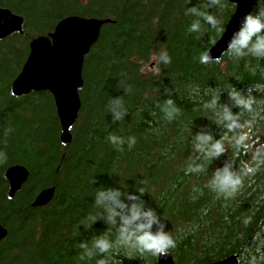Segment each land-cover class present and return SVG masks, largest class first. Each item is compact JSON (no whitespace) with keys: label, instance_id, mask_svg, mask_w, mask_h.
<instances>
[{"label":"trees","instance_id":"obj_1","mask_svg":"<svg viewBox=\"0 0 264 264\" xmlns=\"http://www.w3.org/2000/svg\"><path fill=\"white\" fill-rule=\"evenodd\" d=\"M192 6L214 15L218 27L186 15ZM0 7L24 18L23 32L0 39V223L7 229L0 264H96L101 258L157 264L156 255L115 243L103 257L84 254L81 242L91 247L98 236L113 242L117 236L102 220L92 224L102 211L94 204L100 187L125 193L143 188L145 206L176 242L168 252L178 264H213L233 253L239 264H264V164L252 161L254 149H237L228 140L218 159L193 149L198 131L215 139L233 135L205 107L218 94L220 103L230 104L232 90L252 98L251 111L232 108L246 125L248 143H264V60L226 53L201 63L235 11L231 0L214 8L207 0H0ZM256 8L264 10V0H256ZM70 15L110 21L85 57L81 108L72 140L64 143L50 91L15 96L11 86L31 40L49 35ZM194 20H200L198 32L190 31ZM163 52L170 63L159 60ZM118 96L127 115L113 123L110 101ZM169 99L178 112L166 104ZM110 134L124 143H111ZM129 138L135 139L131 147ZM227 162L237 170L244 162L255 168L231 196L209 184ZM16 164L29 175L10 197L6 171ZM196 165L201 170L191 171ZM50 187L52 199L33 206L39 191Z\"/></svg>","mask_w":264,"mask_h":264},{"label":"clouds","instance_id":"obj_2","mask_svg":"<svg viewBox=\"0 0 264 264\" xmlns=\"http://www.w3.org/2000/svg\"><path fill=\"white\" fill-rule=\"evenodd\" d=\"M208 8L220 6V0H207ZM255 7V6H254ZM186 15H193L203 19L212 28L218 27L217 18L209 12H202L195 6L186 9ZM200 20H194L190 31H200ZM225 52L236 57L251 56L264 60V10L256 8L255 12L251 9L238 20L237 28L233 30L227 40ZM210 54L201 57V63H209L217 60ZM163 63H170L171 58L167 52L159 56ZM230 104L220 103V94L205 105L213 108L216 116V125L226 128L233 133L231 137L222 136L215 139L210 131H198L195 134L193 149L196 152H203L209 159H218L225 154V140H228L235 148H252V161L256 164H264V143L256 142L250 145L249 135L243 129L245 124L241 123L240 114L233 112L232 108L251 111L252 98L242 90H232L228 92ZM166 104L172 107V112L179 110L173 106V101L168 100ZM109 112L112 122L121 121L127 115L123 109L120 96L112 98L110 101ZM171 118L172 113H166ZM109 141L116 145H122L123 139L110 134ZM129 147L135 143L134 138H129ZM201 166L196 165L191 171H200ZM255 168L248 162L237 170L232 162L225 163L222 167H217L210 178L209 184L219 194L225 196L233 195L242 184V176L253 174ZM95 183V179L92 181ZM144 189H136V192H124L118 187H100L94 196V204L102 209L99 217H91L92 224L98 220L116 228L117 236L113 242L105 236H98L89 247L88 243L81 242L80 247L84 249V254L88 257L101 256L108 253L114 243L121 247L133 248L141 253H151L160 258L167 259L168 250L176 247V242L166 231V225L161 222L160 216L153 208L146 207L142 199ZM83 259V256L81 257ZM96 264H108L101 258Z\"/></svg>","mask_w":264,"mask_h":264},{"label":"water","instance_id":"obj_3","mask_svg":"<svg viewBox=\"0 0 264 264\" xmlns=\"http://www.w3.org/2000/svg\"><path fill=\"white\" fill-rule=\"evenodd\" d=\"M235 11L224 32L209 48L210 54L220 60L227 47V40L237 28L238 20L253 10L256 0H231ZM109 19L70 15L61 19L49 35H39L30 42V51L21 71L12 82L11 92L15 96L36 91H50L53 95L61 124V140H72L71 129L77 121L81 108L80 89L83 86V65L86 55L97 41L101 28ZM24 18L8 8L0 7V39L14 32H23ZM29 175L21 164L10 166L6 171L9 196L21 189ZM54 188L39 191L32 205L44 206L53 197ZM7 229L0 223V242L6 237ZM157 264H178L171 253L167 259L157 256ZM213 264H239V255L233 253Z\"/></svg>","mask_w":264,"mask_h":264},{"label":"bare ground","instance_id":"obj_4","mask_svg":"<svg viewBox=\"0 0 264 264\" xmlns=\"http://www.w3.org/2000/svg\"><path fill=\"white\" fill-rule=\"evenodd\" d=\"M40 207V206H39Z\"/></svg>","mask_w":264,"mask_h":264}]
</instances>
